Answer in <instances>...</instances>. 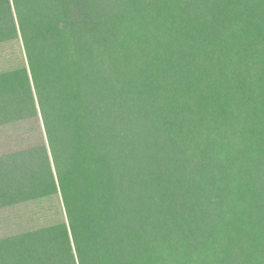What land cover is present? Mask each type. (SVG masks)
Returning <instances> with one entry per match:
<instances>
[{"label":"trees","instance_id":"trees-1","mask_svg":"<svg viewBox=\"0 0 264 264\" xmlns=\"http://www.w3.org/2000/svg\"><path fill=\"white\" fill-rule=\"evenodd\" d=\"M0 208L57 195L61 221L0 264H264V0H0Z\"/></svg>","mask_w":264,"mask_h":264},{"label":"rangeland","instance_id":"rangeland-1","mask_svg":"<svg viewBox=\"0 0 264 264\" xmlns=\"http://www.w3.org/2000/svg\"><path fill=\"white\" fill-rule=\"evenodd\" d=\"M27 65L23 44L18 34L0 43V72ZM47 145L40 112L37 115L0 125V156L35 145ZM65 219L57 195L30 200L0 208V239L16 235Z\"/></svg>","mask_w":264,"mask_h":264}]
</instances>
